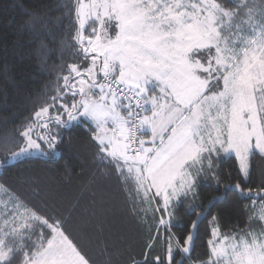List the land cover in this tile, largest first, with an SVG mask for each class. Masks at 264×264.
Masks as SVG:
<instances>
[{
	"label": "snow or ice",
	"instance_id": "obj_1",
	"mask_svg": "<svg viewBox=\"0 0 264 264\" xmlns=\"http://www.w3.org/2000/svg\"><path fill=\"white\" fill-rule=\"evenodd\" d=\"M63 7L71 31L61 51L76 62L5 137L12 148L0 165L33 152L54 156L65 130L84 127L100 163L127 187L132 213L143 219L151 209L142 258L132 264H264V182L255 192L249 186L253 160H264V0H67ZM37 23L26 21L43 47L53 33ZM201 180L239 192L251 207L243 228L223 231L213 215L208 250L193 255L199 218L211 215L213 202L187 210L197 219L183 235L172 229ZM0 192V264H97L56 206L42 210L3 184Z\"/></svg>",
	"mask_w": 264,
	"mask_h": 264
},
{
	"label": "trees",
	"instance_id": "obj_2",
	"mask_svg": "<svg viewBox=\"0 0 264 264\" xmlns=\"http://www.w3.org/2000/svg\"><path fill=\"white\" fill-rule=\"evenodd\" d=\"M66 2L0 0V160L6 149L12 148L11 143L5 144V137L31 118L46 97L55 94L57 75L66 74L67 65L76 62L70 51H61V41L71 31L63 7ZM33 18L38 20V31L52 30L53 35L43 40V47L40 40L33 39L31 26L26 25ZM95 153L87 130L77 126L64 131V142L54 156L31 154L0 165V184L42 210L45 204L56 206L68 218L74 233L90 245L89 254L97 264H132L133 259L142 258L153 222L151 209L147 215L140 214L143 219L132 213L133 201L127 187L100 163ZM233 166L234 160L225 161L222 171L227 173ZM252 166L249 186L255 192L264 182V160L257 156ZM197 193L195 200L190 198L175 212L173 222L177 226L172 231L183 235L188 223L197 219L187 215V210L212 201L215 206L211 207V215L199 218L193 255H202L208 250L212 216L220 217L223 231L236 225L243 228L251 201L237 191L218 189L212 180L199 181ZM93 211L96 216H90Z\"/></svg>",
	"mask_w": 264,
	"mask_h": 264
},
{
	"label": "rangeland",
	"instance_id": "obj_3",
	"mask_svg": "<svg viewBox=\"0 0 264 264\" xmlns=\"http://www.w3.org/2000/svg\"><path fill=\"white\" fill-rule=\"evenodd\" d=\"M40 154L39 152H33L32 155Z\"/></svg>",
	"mask_w": 264,
	"mask_h": 264
}]
</instances>
